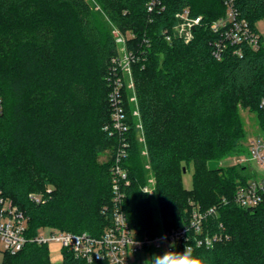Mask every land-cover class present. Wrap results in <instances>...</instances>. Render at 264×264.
Here are the masks:
<instances>
[{
    "label": "trees",
    "instance_id": "16d2710c",
    "mask_svg": "<svg viewBox=\"0 0 264 264\" xmlns=\"http://www.w3.org/2000/svg\"><path fill=\"white\" fill-rule=\"evenodd\" d=\"M151 0H0V191L27 220V238L42 228L100 237L111 224L104 213L112 199L111 167L121 145L111 123L109 101L112 59L123 34L136 61L133 88L124 89L130 131L124 166L131 185L124 212L138 234L156 236L160 226L151 195L142 192L152 178L164 228L185 224L193 206L218 214L207 221L222 240L198 248L210 264H264V201L245 209L232 198L246 183L247 166L208 169L240 147L244 124L239 106L256 110L264 131V47H233L215 56L220 34L211 24L224 16L223 0H162L165 10L150 13ZM253 28L264 19V0H234ZM190 8L202 16L194 39L163 31ZM134 113L140 119V130ZM109 149L106 162L98 154ZM249 152V150H248ZM193 165V186L183 185L184 168ZM229 203L222 204L223 198ZM59 264H84L62 251ZM4 264H57L48 245L29 241Z\"/></svg>",
    "mask_w": 264,
    "mask_h": 264
},
{
    "label": "built area",
    "instance_id": "2783aa9c",
    "mask_svg": "<svg viewBox=\"0 0 264 264\" xmlns=\"http://www.w3.org/2000/svg\"><path fill=\"white\" fill-rule=\"evenodd\" d=\"M226 6L224 16L215 20L211 28L220 34V40L215 43V56L221 59L229 46L234 48L236 55H243V48L250 47L259 50L264 47V37L253 28L245 19L240 17V12L235 6L234 0H223ZM165 6L162 0H151L148 4L150 13L163 12ZM177 23L172 31H163L168 43L173 42L177 36L185 43L194 39V31L201 25L203 17H195L190 8L176 14ZM135 38L133 33H128L122 39L123 45L118 43V55L112 59V72L110 76L109 101L112 107L111 123L105 127L111 135L118 134L121 137V147L118 149L115 162L111 167L112 173V199L111 204L105 207L103 212H110L111 224L107 226L100 237H94L87 232L71 233L60 230H51L47 236L39 231L33 239L27 238L28 223L22 214L18 213L10 198L0 191V264H4L6 254L15 255L31 241L39 245L60 246L63 250L72 252L76 258L84 264H142L137 259L142 254H151L170 244L176 251H182L187 246L193 249V254L198 248H212L215 243L223 239L219 233H209L206 229L209 218L218 214V206L208 210H201L193 206L188 221L178 227L164 230L156 236L140 235L129 222L124 212L126 189L131 185L129 172L124 166L128 157L129 143L126 134L130 131L128 115L126 111L124 89L129 85L127 77L131 75L132 64L137 60L134 51L128 47V42ZM264 108V99L261 101ZM4 113V100L0 96V117ZM246 158L239 157L236 164L245 165L247 161H254L264 168V138L258 137L250 141ZM250 178L246 183L237 186L232 201L245 209L256 208L264 201V177ZM149 192V186L142 188ZM229 199L223 198L222 204L229 203ZM166 235L167 239L161 241ZM211 244V247H209Z\"/></svg>",
    "mask_w": 264,
    "mask_h": 264
},
{
    "label": "rangeland",
    "instance_id": "374dc122",
    "mask_svg": "<svg viewBox=\"0 0 264 264\" xmlns=\"http://www.w3.org/2000/svg\"><path fill=\"white\" fill-rule=\"evenodd\" d=\"M91 1V0H90ZM96 10L99 13V18H101V22L105 23L107 26H109L112 29V32L115 34L117 41L119 42V45L121 44V46L123 45L122 39H124L125 34L121 33L119 30L114 29L112 26H110V24L108 23L107 19L104 18V16L102 15V13H100V9L98 6H96ZM256 27L257 30L261 33V35L264 37V19L258 21L256 23ZM128 83L129 85L127 86L128 89H132L134 84H133V80L131 75H129L127 77ZM239 113L241 116V119L243 121L244 124V137L241 140L240 143V147L237 148L236 152H232L231 156L225 158L222 162H221V166L222 167H228V166H232L235 165V161L237 158L239 157H243L246 158L245 156L248 155V148L250 145V141L261 137L264 138V131L262 130L261 124H260V120L257 114L256 110H251L250 108H245L243 106H239ZM134 117H135V124L137 126V129L140 130V119L137 115V113H134ZM109 149H105V150H101L98 154L99 160L100 162H106L107 158L109 157ZM246 166H247V171L249 176L252 175V178L257 179L256 177L258 176H263L264 177V168H262L261 166H259L256 162L254 161H247L246 162ZM193 172H194V168L193 165L191 164L188 169L185 171L184 175H183V185L186 189H191L193 186ZM250 179V178H249ZM156 184V180L155 178H152L151 182L148 184L149 186V192H153L154 191V187ZM151 198L153 199V207L154 209L157 211V216H156V220L157 223L160 226V230H159V234H161L164 230H166L164 228V220L163 217L160 213V206L158 205V202L156 200V195L153 192L151 194ZM41 231H43L44 233H46V235L48 236L50 234V229L49 228H42ZM51 252H52V260L53 262L59 264L62 262V255L60 253V246H55V245H51ZM165 249V247L158 249L154 252H151V254H142L140 256L137 257L138 260L143 261L142 264H144V261L147 259H150L151 256L153 254L156 253H160ZM1 257V256H0Z\"/></svg>",
    "mask_w": 264,
    "mask_h": 264
},
{
    "label": "clouds",
    "instance_id": "9594fccd",
    "mask_svg": "<svg viewBox=\"0 0 264 264\" xmlns=\"http://www.w3.org/2000/svg\"><path fill=\"white\" fill-rule=\"evenodd\" d=\"M142 192L151 195L154 191ZM160 239L164 241L167 239V236L164 235ZM173 245L174 243L170 244L162 252L153 254L150 259L144 261V264H210L206 257L195 256L193 249L187 246V244L182 251H176ZM209 247H211V244H209Z\"/></svg>",
    "mask_w": 264,
    "mask_h": 264
},
{
    "label": "water",
    "instance_id": "95a60500",
    "mask_svg": "<svg viewBox=\"0 0 264 264\" xmlns=\"http://www.w3.org/2000/svg\"><path fill=\"white\" fill-rule=\"evenodd\" d=\"M220 166H221V162L220 161H209L208 162V169L211 172L217 171ZM185 171H186V169L184 168V172Z\"/></svg>",
    "mask_w": 264,
    "mask_h": 264
},
{
    "label": "crops",
    "instance_id": "0c3cea01",
    "mask_svg": "<svg viewBox=\"0 0 264 264\" xmlns=\"http://www.w3.org/2000/svg\"><path fill=\"white\" fill-rule=\"evenodd\" d=\"M52 245H55V246H56V244H52ZM57 246H58V245H57ZM57 246H56V247H57ZM51 247H52V246L50 245V246H49V248H50V252H51ZM59 250H60V248H59ZM51 254H52V252H51ZM51 258H52V255H51Z\"/></svg>",
    "mask_w": 264,
    "mask_h": 264
}]
</instances>
